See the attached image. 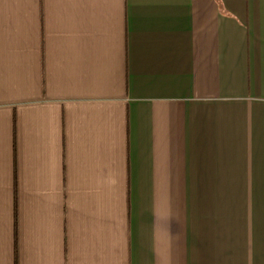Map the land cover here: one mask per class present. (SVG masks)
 Returning a JSON list of instances; mask_svg holds the SVG:
<instances>
[{
    "label": "crops",
    "instance_id": "1",
    "mask_svg": "<svg viewBox=\"0 0 264 264\" xmlns=\"http://www.w3.org/2000/svg\"><path fill=\"white\" fill-rule=\"evenodd\" d=\"M0 264H264V0H0Z\"/></svg>",
    "mask_w": 264,
    "mask_h": 264
}]
</instances>
